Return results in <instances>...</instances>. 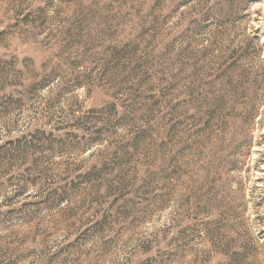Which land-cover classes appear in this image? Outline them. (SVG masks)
I'll return each mask as SVG.
<instances>
[{
  "label": "rangeland",
  "instance_id": "rangeland-1",
  "mask_svg": "<svg viewBox=\"0 0 264 264\" xmlns=\"http://www.w3.org/2000/svg\"><path fill=\"white\" fill-rule=\"evenodd\" d=\"M0 264H264V0H0Z\"/></svg>",
  "mask_w": 264,
  "mask_h": 264
}]
</instances>
